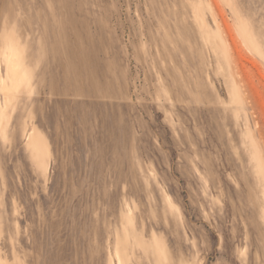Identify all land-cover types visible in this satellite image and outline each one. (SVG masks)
<instances>
[{
  "label": "rangeland",
  "instance_id": "1",
  "mask_svg": "<svg viewBox=\"0 0 264 264\" xmlns=\"http://www.w3.org/2000/svg\"><path fill=\"white\" fill-rule=\"evenodd\" d=\"M0 264H264V0H0Z\"/></svg>",
  "mask_w": 264,
  "mask_h": 264
}]
</instances>
